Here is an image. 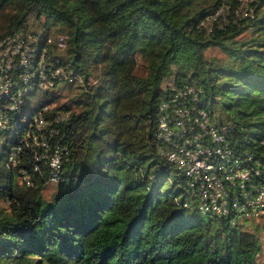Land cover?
Masks as SVG:
<instances>
[{"label":"trees","instance_id":"obj_1","mask_svg":"<svg viewBox=\"0 0 264 264\" xmlns=\"http://www.w3.org/2000/svg\"><path fill=\"white\" fill-rule=\"evenodd\" d=\"M2 43L0 264H260L264 0H0Z\"/></svg>","mask_w":264,"mask_h":264},{"label":"built area","instance_id":"obj_2","mask_svg":"<svg viewBox=\"0 0 264 264\" xmlns=\"http://www.w3.org/2000/svg\"><path fill=\"white\" fill-rule=\"evenodd\" d=\"M245 1H248V0H245ZM219 13V12H218ZM7 45V50L9 48V41L6 42ZM0 63H6V64H10L9 61L5 60L2 58L1 56V53H0ZM4 72V71H3ZM3 72H0V74H2ZM178 117H185L186 114H185V111L180 113V114H177ZM162 124H165V120ZM177 128H182V126H176ZM170 129H173L170 127ZM202 130H204V132H206V124L202 126ZM215 135H218V134H215ZM215 150L211 151V152H214ZM57 163H58V158H53L51 161H50V165L51 166H57ZM187 163H191L190 162H183L180 169H182L184 166H186ZM198 165H195V167H197ZM242 177H246V174H241ZM199 181L201 182H204V178H201V177H196ZM227 179V178H226ZM200 182V183H201ZM205 191H209V199L210 198H216V192H223L222 191V184H221V180H217V184L215 185H211V186H208V190H205ZM199 194L201 195V191H199ZM203 200L207 199V198H202ZM219 200V199H217ZM263 200H264V196H263Z\"/></svg>","mask_w":264,"mask_h":264},{"label":"bare ground","instance_id":"obj_3","mask_svg":"<svg viewBox=\"0 0 264 264\" xmlns=\"http://www.w3.org/2000/svg\"><path fill=\"white\" fill-rule=\"evenodd\" d=\"M243 1H245V0H243ZM249 7V6H248ZM245 13V12H244ZM229 14V13H228ZM231 14V13H230ZM232 15V14H231ZM230 15V16H231ZM218 18V17H217ZM220 18V17H219ZM236 20V19H235ZM212 21V20H211ZM214 21V20H213ZM209 23V22H208ZM213 23H215V22H213ZM213 25V24H212ZM3 70H4V64L3 63H0V72H3ZM2 76H1V74H0V95L3 93V92H5L6 91V89H5V86L3 85V83H2ZM180 113V112H179ZM178 120V119H177ZM185 121V120H184ZM179 122V121H178ZM182 122H183V120H182ZM180 124V123H179ZM215 133V132H214ZM217 134V133H216ZM213 135V134H212ZM185 136V135H184ZM218 136V135H217ZM188 137H189V135H188ZM184 139V138H183ZM217 139V138H216ZM182 140V139H181ZM219 141V140H218ZM190 142V141H189ZM194 142V141H193ZM197 142V141H196ZM223 142V141H222ZM188 143V142H187ZM192 145V144H191ZM209 145V144H208ZM207 145V146H208ZM189 146V145H188ZM214 146V145H213ZM217 146V145H216ZM185 147V146H184ZM192 147V146H191ZM190 147V148H191ZM199 147V149H200V145L198 146ZM206 147V146H205ZM205 147H203V149L205 148ZM209 147V146H208ZM188 148L189 147H187V149L186 150H188ZM202 148V147H201ZM212 148V147H211ZM182 149V148H181ZM184 149V148H183ZM193 149V148H192ZM194 149H195V147H194ZM196 149H198V148H196ZM213 149V148H212ZM216 149V148H215ZM208 150V149H207ZM190 151V150H189ZM193 151V150H192ZM191 151V152H192ZM195 151V150H194ZM193 151V152H194ZM186 152V151H185ZM184 152V153H185ZM190 152V153H191ZM192 152V153H193ZM202 152V151H201ZM225 153V152H224ZM168 154V153H167ZM173 154H175L174 152H173ZM189 154V153H188ZM201 154H203V153H201ZM212 154V153H211ZM214 154V153H213ZM204 155V154H203ZM206 155V154H205ZM231 155V154H230ZM174 156V155H173ZM177 156V155H176ZM191 156V155H190ZM196 156V155H195ZM194 156V157H195ZM180 157V156H179ZM202 157H204V156H202ZM219 157V156H218ZM182 159V158H181ZM206 159H208V158H206ZM210 159H212V158H210ZM217 159V158H216ZM173 161V160H172ZM187 161V160H186ZM198 162H200L199 160H197ZM210 161V160H209ZM204 162V161H203ZM208 162V161H207ZM183 163V162H182ZM239 164V163H238ZM197 165V164H196ZM198 165L199 166H202V165H204V163H198ZM222 165V164H221ZM190 166H191V164H190ZM185 167V166H184ZM194 167V166H193ZM223 167V166H222ZM236 167V166H235ZM198 169H200V168H198ZM206 170V169H205ZM225 171H226V169H225ZM190 172V171H189ZM211 172V171H210ZM232 172H233V170H232ZM198 173H200L199 171H198ZM208 173V172H207ZM206 173V174H207ZM195 174V173H194ZM202 174V173H201ZM227 174V173H226ZM198 175V174H197ZM200 177H201V175H199ZM208 176V175H207ZM232 176V175H231ZM206 178H208V177H206ZM229 178V177H228ZM215 179V178H214ZM253 180V179H252ZM213 181V180H212ZM211 182V181H210ZM241 182V181H240ZM251 182V181H250ZM202 183V182H201ZM204 183V182H203ZM235 183H236V181H235ZM248 183V182H247ZM256 183V182H255ZM237 184V183H236ZM203 185V184H202ZM206 186V185H205ZM204 186V187H205ZM234 186V185H233ZM236 186V185H235ZM227 187V186H226ZM245 187V186H244ZM228 188V187H227ZM204 189H206V188H204ZM236 190V189H235ZM252 190V189H251ZM209 193V192H208ZM257 194V193H256ZM222 195V194H221ZM263 196H264V189L262 188V187H260V188H258V196H257V198H256V200H255V203L256 204H258L259 202H261V201H263ZM216 198H217V196H216ZM216 198H215V200H216ZM214 199V198H213ZM246 199V198H245ZM252 199V198H251ZM254 199H255V197H254ZM253 199V200H254ZM217 201V200H216ZM243 201V200H242ZM252 201V200H251ZM214 204H215V202H213ZM236 203V202H235ZM247 203V202H246ZM249 203V202H248ZM254 204V203H253ZM249 205V204H248ZM218 206V205H217ZM255 206V205H254ZM259 206V205H258ZM244 207H246V206H244ZM228 208V207H227ZM250 208V207H249ZM248 209V208H247ZM246 209V210H247ZM242 211H243V209H242ZM249 211H251V209L249 210ZM244 212V211H243ZM212 213V212H211ZM248 213V212H247ZM250 215V214H249Z\"/></svg>","mask_w":264,"mask_h":264},{"label":"rangeland","instance_id":"obj_4","mask_svg":"<svg viewBox=\"0 0 264 264\" xmlns=\"http://www.w3.org/2000/svg\"><path fill=\"white\" fill-rule=\"evenodd\" d=\"M9 42H10V40H9ZM2 45H3V43L0 44V46H2ZM9 48H11V45L10 44H9ZM219 55H221V54H219ZM92 79H93V77H92ZM51 189H52V186H48L47 187V190L44 192V195L47 196L51 192ZM257 221H260V220H257ZM261 221L264 222V219H262ZM245 225H248V224H245ZM259 234L261 235V238L263 239V242H262V253L258 256V262L260 264H263L264 263V230L261 229L259 231Z\"/></svg>","mask_w":264,"mask_h":264}]
</instances>
